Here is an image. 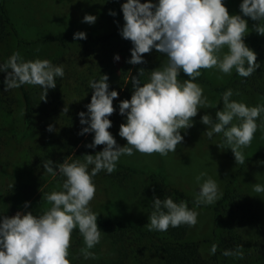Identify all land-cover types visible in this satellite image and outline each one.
<instances>
[{"label": "clouds", "instance_id": "9594fccd", "mask_svg": "<svg viewBox=\"0 0 264 264\" xmlns=\"http://www.w3.org/2000/svg\"><path fill=\"white\" fill-rule=\"evenodd\" d=\"M239 9L241 14L229 15L224 0H145L143 3L126 0L121 5L124 24L119 34L132 43L131 58L126 62L145 63L142 54L153 49L165 55L167 62L150 71L148 81L143 84L139 76L145 70H138V77L131 78V98L118 102V112L125 117L118 131V136L126 140L124 146L117 144L108 131L112 126L109 116L116 110L113 100L118 96L117 91H109L106 74L89 81L91 100L85 105L87 111L78 113L80 124L86 126L78 134L93 133L92 142L85 147H104L95 155H83V162L67 159L62 163L50 159L42 162L45 172L64 177L61 190L44 195L51 207L40 215L32 212H17L12 217L0 215V264H70L67 257L74 228H78L85 245L80 249L81 255L85 259L95 258L89 250L99 243L102 232L97 226V215L88 206L96 190L92 177L101 170L111 174L118 159L122 155L131 156L134 151L161 156L175 152L184 139L181 131L192 127L198 108L210 106L203 89L193 82L201 75L200 69L215 68L226 75L235 69L239 76L248 77L260 67L256 53L244 42L249 29L243 17L264 21V0H241ZM109 15L116 13L110 10ZM95 21L96 16L90 14H85L82 20L88 24ZM253 28L264 35V26L256 23ZM73 39H86V33L78 31ZM225 48L227 51L223 52ZM119 59L118 54L114 55V60ZM181 72L188 77L183 83L177 79ZM0 73H5L4 91L24 84L39 85L44 100L47 90L56 87V78L64 76V67L47 59L25 61L19 52H14L0 63ZM232 95V89L226 90L221 96L223 109L215 112V118L208 113L202 115L200 122L209 126L204 132L209 139L222 134L223 139L216 146L221 149L227 145L235 162L243 163L242 148L251 143L264 105L249 107L230 100ZM47 130L53 131V126L48 125ZM206 176L201 172L195 177L199 184L197 206L212 204L219 198L214 179L207 177L200 182ZM253 190L264 192V185L254 184ZM151 202L152 211L144 226L149 231H166L170 226L180 225L191 227L197 223L198 213L183 200L175 202L171 196L161 199L154 195ZM24 207H28V202ZM239 248L225 249L222 255L242 256ZM216 251L217 245L213 244L209 253Z\"/></svg>", "mask_w": 264, "mask_h": 264}, {"label": "rangeland", "instance_id": "374dc122", "mask_svg": "<svg viewBox=\"0 0 264 264\" xmlns=\"http://www.w3.org/2000/svg\"><path fill=\"white\" fill-rule=\"evenodd\" d=\"M124 2L126 0H5V7L17 37L33 40L57 32L72 34L78 31L86 34L114 32L124 24L121 11V5ZM141 2L143 3L145 0H141ZM240 3L241 0H224L229 15L241 14ZM110 10L114 11L116 15H109ZM85 14L96 16L95 23L82 22ZM243 18L246 19L249 29L245 32V38L250 39L256 32L253 25L256 23L262 25L264 21L256 22L247 17ZM131 48V41L121 36L99 44L68 40L63 47L56 43L17 44L16 37L9 35L0 46L2 62L6 61L14 52H19L25 61L47 59L54 65L63 64L64 67V76L56 78V87L47 90L44 100H41L43 90L39 85L25 84L34 101L33 124L36 132L32 139H29L28 136L11 139L19 131H22V108L19 103V114L13 121L12 133L7 132L4 136L6 142L0 155V215L12 217L17 212L42 214L48 209L49 204L44 195L61 190V182L57 178L59 175L53 177L45 172L42 162L46 159H50L54 163H62L66 159L69 162L73 160L83 162V155H95L104 147L103 145H98L95 149L85 147L86 144L92 142L93 133L76 134L75 138L69 141L59 128L63 117L70 118L76 114L78 116V113L87 111L85 105L90 102L92 95L89 81L98 80L100 75L106 74L109 91L116 90L118 93L117 98L113 100V107L116 110L109 116L112 126L108 131L113 135L117 144L120 146L126 144V140L118 136L119 126L125 121V117L118 112V102L131 98L133 91L131 78L138 77V70H145L143 75L139 76V80L143 84L148 81L150 71L162 67L167 62L165 55L153 49L149 53L142 54L145 63L129 64L126 61L131 58ZM222 51L226 52L227 49ZM116 54L120 57L118 61L114 60ZM201 74L209 85L198 81L193 82L203 89V95L207 97L210 106L198 108L197 115L192 118V127L181 131L184 139L177 145L176 151L169 152L167 156H161L155 152L145 155L134 151L131 156L122 155L118 160L123 161L122 163L129 167L157 171L169 183L194 198L199 191V184L195 180L199 173L207 174L202 178L201 183L207 177H211L217 182L220 196L229 177L238 171L232 186L241 193L246 192L250 195L248 198L251 201L252 210L248 214L247 224L249 227H253L257 223L264 231V192L257 193L253 190L254 184L264 185V163H261L264 162V126H257L251 143L242 148L244 165L239 169V164L235 162L228 146L224 145L221 149L216 146L221 143L222 134H214L209 139L204 133L209 126L200 122L202 115L208 113L212 118H215V112L218 109H223L221 96L231 88H226L223 91L218 88L223 87L229 74L220 73L215 68L203 69ZM177 79L183 83L188 77L181 72ZM12 91L20 102L16 89L13 88ZM232 92L230 100L243 102L249 107L254 106L257 98L253 94L236 89H232ZM64 108H67L68 111L64 112ZM50 114L59 117L58 120L52 117L55 121L54 125ZM233 123H237V121L234 120ZM48 125L53 126V131L47 130ZM1 127L0 134H2V129L6 131V127L2 125ZM91 167L89 165V171ZM117 168L116 166L111 174L101 170L92 177L96 190L88 206L97 216L102 214L111 221L137 224L140 219L148 215L147 207L150 198L142 196L135 176L127 182V186L128 188L135 187L134 191L139 195L134 197L133 192L129 197H126L115 180L117 179L116 171L119 169ZM25 202H28L27 208L24 207ZM212 204L192 206L191 209L195 210L198 216L197 223L188 229L186 235L188 239L201 241L210 235L212 223L209 207ZM98 229L102 232L99 243L89 250L95 254V258L90 257L94 261L112 256L119 247V242L110 239L106 230ZM84 246L81 234L72 232L68 248L69 256L67 257L70 264L83 258L80 249ZM202 251H207L203 245Z\"/></svg>", "mask_w": 264, "mask_h": 264}, {"label": "trees", "instance_id": "16d2710c", "mask_svg": "<svg viewBox=\"0 0 264 264\" xmlns=\"http://www.w3.org/2000/svg\"><path fill=\"white\" fill-rule=\"evenodd\" d=\"M262 23L261 26H263ZM9 35L16 37L17 44H59L65 46L68 40H74L72 33L57 32L53 35L33 40H25L17 37L13 24L8 16L5 0H0V46L6 41ZM119 29L114 32L103 34H86V39L74 40L84 41L99 44L108 39L118 38ZM245 44L256 53V62L260 67L256 69L248 77H241L235 69L227 76L223 87L218 90L223 91L226 88L236 89L237 91H245L256 96L254 106L264 105V35L255 32L250 39L244 37ZM155 59V58H154ZM0 63H3L0 59ZM203 69H201L202 72ZM5 73H0V124L6 127V131L0 134V155L4 149L6 142L5 135L7 132L12 133L14 127L13 121L19 114V103L22 108V131L15 134L11 139H20L28 136L32 139L36 129L33 124L35 116V106L31 94L25 84L19 88H15L18 93L17 97L12 89L4 91ZM195 81L209 85L204 80L202 74ZM216 89V88H215ZM9 116V117H8ZM11 119L9 120V118ZM52 124L59 117L51 115ZM54 119H53V118ZM7 120V122H6ZM79 116L63 117L59 123V128L64 133L67 140L75 138V135L80 131L83 125L79 122ZM257 126H264V113L257 118ZM0 125V128H2ZM19 137V138H18ZM121 161V160H120ZM118 160L116 166V182L122 189V193L129 197L134 192L135 187L128 188L127 182L133 179L137 186L141 188V194L144 197L150 198L147 210L148 215L152 211V198L155 195L163 199L164 196H171L175 202L181 200L187 202L191 209L195 204V198L181 190L180 188L169 183L163 175L154 170H140L134 167H129ZM239 169L244 165L238 163ZM59 175V174H58ZM238 171L229 177L225 184L222 194L209 208L211 211V233L201 240H190L186 237L189 226L180 225L179 227H169L166 231H149L144 227L148 223V215L140 219L137 224L131 222L111 221L108 217L102 214L97 216V226L109 233L112 240L119 242V247L114 254L107 258L94 259L79 258L73 261V264H264V231L257 223L253 227L247 224L248 214L252 210V204L248 197L249 193H241L232 186ZM59 182L64 179L58 176ZM56 178V179H57ZM60 185V183H59ZM126 190V191H125ZM247 194V195H246ZM51 204H48V209ZM47 209V210H48ZM245 223V224H244ZM72 232H79L78 228H74ZM71 232V233H72ZM213 244L217 245L215 254H210L209 250ZM202 245L207 248V251H202ZM240 246L239 251L242 256H224L223 250H236ZM72 260V259H71ZM71 263V264H72Z\"/></svg>", "mask_w": 264, "mask_h": 264}]
</instances>
